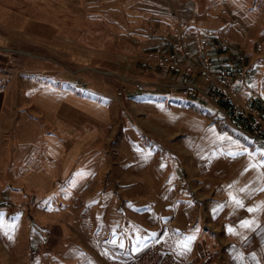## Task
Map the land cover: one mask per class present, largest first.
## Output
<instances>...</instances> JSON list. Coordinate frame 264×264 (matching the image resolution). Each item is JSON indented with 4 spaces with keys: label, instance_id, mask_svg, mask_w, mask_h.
<instances>
[{
    "label": "rangeland",
    "instance_id": "1",
    "mask_svg": "<svg viewBox=\"0 0 264 264\" xmlns=\"http://www.w3.org/2000/svg\"><path fill=\"white\" fill-rule=\"evenodd\" d=\"M40 2L41 12L33 5L20 11L32 24L2 29L0 264H234L235 246L223 229L207 218L196 233L186 226L195 214L192 197L201 195L186 173L192 166L189 133L166 127L163 123L178 126L170 122L171 114L141 103L194 113L207 109L213 113L208 128L231 127L254 138L264 133L236 124L226 104L206 95L196 75L189 82L203 93L186 98L182 92L190 83L182 75L155 63L144 67L147 54L165 40L145 42L127 28L110 27L90 13L88 2ZM180 2L176 13L187 22L198 16L223 21L198 30H213L216 42L228 40L224 58L245 55L253 63L257 79L247 81V96L251 102L264 99V0ZM185 29L186 48L197 56L208 54L200 46L205 33L192 37ZM166 42H174L171 35ZM171 49L167 45L165 52ZM79 102L108 112L93 151L82 147L86 154L73 152L81 140L76 134L83 133L86 144L96 130L78 118ZM59 115L66 120L63 131L72 132V120L79 128L61 140L68 153L57 168L65 170L49 181L29 179L44 166L42 134L57 130L53 122Z\"/></svg>",
    "mask_w": 264,
    "mask_h": 264
},
{
    "label": "crops",
    "instance_id": "2",
    "mask_svg": "<svg viewBox=\"0 0 264 264\" xmlns=\"http://www.w3.org/2000/svg\"><path fill=\"white\" fill-rule=\"evenodd\" d=\"M27 1L29 2L20 3L18 0H0V43L4 42L2 29L19 30L25 28L28 23L32 24L20 13L22 6L33 5L32 9L41 12V5H43L41 0ZM59 1L63 2V0ZM180 1L80 0V4L90 3L91 14L96 13L97 18L105 21L110 27L127 28L132 37L145 42L165 40L164 43H168L166 41L170 38V32L176 23L169 25L168 17H172L171 12H175L174 18H178L183 27L189 29L192 37L199 34L198 32H203L198 28L210 26L217 28L223 25V21L219 19L215 20L218 24L210 23L206 22L202 16H198L197 20L192 18V22H187L183 17L181 19L176 13L183 7ZM129 33L126 32L127 36ZM234 37L236 39V36ZM141 104L146 108L171 114L170 122L178 126L162 123L170 128L181 127L189 133L186 142L187 148L190 149L187 153L191 156L192 166L186 173L192 178L191 187H199L201 195L192 197L195 203V214L186 223L187 228L196 233L198 229L203 228V225L199 224L200 220L207 218L223 229L230 242L234 244L235 247L231 249L235 251L234 264H264V139L254 138L249 132L233 130L231 127L223 131L218 128H208L206 121L213 113L207 109H203L201 113H194L177 107L163 109L159 104L153 105L150 100ZM87 107L86 102L78 103L80 114L78 118L81 121L89 120L96 133L90 135V140L86 144L82 143L84 134L80 136L76 134L81 140L75 143L73 152L80 153L83 151L82 147L87 148L88 146H91L89 151H93L95 147L93 144L102 133L99 127L107 118V110L96 109L92 105L91 110ZM157 115L160 116V113ZM76 122L72 120L74 126L72 132L75 133L79 132V128L77 129L76 124H73ZM55 123L53 122L57 130H53L54 133L42 134L44 150L41 155L44 156L42 160L44 166L41 172H31L32 177L29 179L37 177L39 180L49 181L57 170H65L63 167L57 168V163L61 162L59 159L68 153L66 145L61 140L66 139L64 133L67 135L74 133L63 131L60 128L61 124L66 123L60 115L56 117ZM64 175L67 177L68 174ZM81 182L78 185H83L84 181L81 180ZM60 184L62 185L61 182ZM43 185L50 186L51 183L46 182ZM236 201H240V204ZM248 251H250L249 254Z\"/></svg>",
    "mask_w": 264,
    "mask_h": 264
},
{
    "label": "built area",
    "instance_id": "3",
    "mask_svg": "<svg viewBox=\"0 0 264 264\" xmlns=\"http://www.w3.org/2000/svg\"><path fill=\"white\" fill-rule=\"evenodd\" d=\"M190 11H187L189 14ZM175 26L171 37L172 44L164 43L150 52L145 59L146 64L155 63L166 70L182 75L189 82L194 75L201 78L209 93L219 98L228 107L233 118H236L252 132L264 133V99L249 101L247 94V81H255L257 76L254 73L253 63L247 62L245 55L224 58L222 54L228 48V40L220 38L216 42L213 30H204V37L200 40L203 50L208 54L197 56L192 54L185 46L188 39L187 29L178 18L175 19ZM172 48L166 53V47ZM186 84V83H185ZM201 89L198 85L187 84L182 94L186 97L199 96ZM203 93V91H201ZM6 206H9L6 204Z\"/></svg>",
    "mask_w": 264,
    "mask_h": 264
},
{
    "label": "snow or ice",
    "instance_id": "4",
    "mask_svg": "<svg viewBox=\"0 0 264 264\" xmlns=\"http://www.w3.org/2000/svg\"><path fill=\"white\" fill-rule=\"evenodd\" d=\"M230 155H234V154L230 153ZM253 167H254V165H253ZM241 191H243V189H241ZM236 203L240 204V201H236ZM240 206H243V205H240ZM249 211H252V209H249ZM244 223H245V225L247 224L246 221ZM189 239H192V237H190Z\"/></svg>",
    "mask_w": 264,
    "mask_h": 264
},
{
    "label": "trees",
    "instance_id": "5",
    "mask_svg": "<svg viewBox=\"0 0 264 264\" xmlns=\"http://www.w3.org/2000/svg\"><path fill=\"white\" fill-rule=\"evenodd\" d=\"M223 107H225V106H223ZM236 120V119H235ZM236 124H239L240 122L238 121V120H236V122H235ZM259 139H264V135H262L261 137H258Z\"/></svg>",
    "mask_w": 264,
    "mask_h": 264
}]
</instances>
